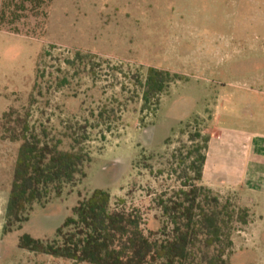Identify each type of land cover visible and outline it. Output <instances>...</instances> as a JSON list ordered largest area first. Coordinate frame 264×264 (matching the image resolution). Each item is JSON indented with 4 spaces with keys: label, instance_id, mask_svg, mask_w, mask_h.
Returning a JSON list of instances; mask_svg holds the SVG:
<instances>
[{
    "label": "rangeland",
    "instance_id": "obj_1",
    "mask_svg": "<svg viewBox=\"0 0 264 264\" xmlns=\"http://www.w3.org/2000/svg\"><path fill=\"white\" fill-rule=\"evenodd\" d=\"M19 27L21 34L0 30V136L12 109L31 111L32 123L62 132L70 121H93L104 107L118 108L116 101L128 108L112 133L93 132L85 176L35 205L23 229L8 236L3 228L20 144L0 139V264H74L23 250L19 240L26 234L57 240L80 199L97 190L110 193L113 206L124 200L142 208L148 230L156 231L161 213L154 201L178 187L172 171L181 174L194 161L192 152L203 146L193 141L199 133L214 145L215 132L227 126L264 133V0H53ZM39 67L45 77L35 92ZM150 68L179 77L155 114L142 113L132 80ZM220 194L249 200L256 214L235 236L241 250L231 263L264 264L256 196L241 189ZM250 239L253 247L242 250Z\"/></svg>",
    "mask_w": 264,
    "mask_h": 264
},
{
    "label": "trees",
    "instance_id": "obj_2",
    "mask_svg": "<svg viewBox=\"0 0 264 264\" xmlns=\"http://www.w3.org/2000/svg\"><path fill=\"white\" fill-rule=\"evenodd\" d=\"M52 2L0 0V30L7 28L21 34L19 26L30 17L42 16ZM49 54L46 52L41 59ZM78 61L87 64L88 57L78 54ZM66 64L72 63L67 60ZM94 72L95 69L90 70L92 75ZM37 77L35 92L40 88V77H45L40 76V67ZM132 80L138 90L136 98L142 97V113L155 114L162 96L169 93L179 77L150 68L148 76L136 75ZM36 100L33 94L32 106ZM115 103L118 108L104 107L93 121L66 123L62 132L44 123H32L31 111L22 114L12 109L4 115L0 139L20 144L4 236L22 230L35 205L60 197L66 186L85 176L84 169L92 161L93 132L112 133L128 108ZM196 139L203 146L192 152L194 161L181 174L172 171L178 187L162 191L154 201L161 213L158 230H148L142 208L128 206L124 200L113 206L110 193L97 190L80 199L73 215L58 229L57 240L42 241L26 234L21 236L19 247L74 264H232L235 236L254 224L256 214L249 200L223 196L204 184L211 138L199 133L193 141ZM177 152L184 162L183 152Z\"/></svg>",
    "mask_w": 264,
    "mask_h": 264
},
{
    "label": "crops",
    "instance_id": "obj_3",
    "mask_svg": "<svg viewBox=\"0 0 264 264\" xmlns=\"http://www.w3.org/2000/svg\"><path fill=\"white\" fill-rule=\"evenodd\" d=\"M217 133L222 134L221 139H217ZM215 139L219 141L215 145L213 140L210 142L204 184L219 193L225 189H241L249 197L256 196L259 243L264 238V133L227 126L215 132ZM251 241L247 240L242 250L253 247ZM239 250L235 238V255Z\"/></svg>",
    "mask_w": 264,
    "mask_h": 264
}]
</instances>
